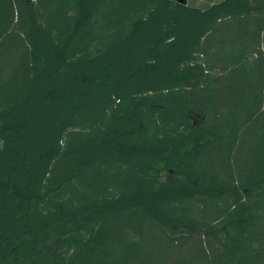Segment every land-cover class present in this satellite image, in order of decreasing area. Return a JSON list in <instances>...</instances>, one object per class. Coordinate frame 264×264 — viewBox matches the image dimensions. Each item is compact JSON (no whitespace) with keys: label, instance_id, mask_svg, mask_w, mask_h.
I'll return each instance as SVG.
<instances>
[{"label":"trees","instance_id":"obj_1","mask_svg":"<svg viewBox=\"0 0 264 264\" xmlns=\"http://www.w3.org/2000/svg\"><path fill=\"white\" fill-rule=\"evenodd\" d=\"M263 33L264 0H0V264H146L151 224L262 264ZM202 197L229 202L217 222Z\"/></svg>","mask_w":264,"mask_h":264},{"label":"rangeland","instance_id":"obj_2","mask_svg":"<svg viewBox=\"0 0 264 264\" xmlns=\"http://www.w3.org/2000/svg\"><path fill=\"white\" fill-rule=\"evenodd\" d=\"M220 1L222 0H189L188 3L191 6L204 8ZM220 45L222 47H226L227 43L224 42V40H221ZM260 46L264 53V33ZM256 59L257 51L253 52L250 58V61L252 63V71L250 74L253 86L258 90L260 89L261 84L258 77L259 68L256 64ZM221 76H223V72L222 74H218V77ZM224 86L225 82L220 79L218 82V86H216L220 102L219 111L226 116L228 105L224 97ZM262 89L264 93V86ZM251 127L252 126L250 125L245 126V129L242 133V138L237 144L234 157L232 159L233 174L238 179H240V177L244 173L248 153L250 151V147L252 146ZM216 161L221 172L222 179L227 181L231 177L232 173L229 170V166L222 160L220 155L216 156ZM228 203L229 202H225V200H219L215 203L203 197L198 198L195 204L196 206L194 208L195 217L200 223H206L212 220L217 222L218 219L223 217V215L227 211ZM261 224L263 225L262 232L264 237V207L262 209ZM146 233L147 243L145 244L144 248V258L146 264H211V257L220 259V262H222L223 260V248L221 245L223 237L221 235H219L217 238H204L199 234L180 232L177 236L172 238L166 229H160L152 224L148 225ZM261 245L264 246V241L263 243H261ZM261 253L262 264H264V251Z\"/></svg>","mask_w":264,"mask_h":264},{"label":"water","instance_id":"obj_3","mask_svg":"<svg viewBox=\"0 0 264 264\" xmlns=\"http://www.w3.org/2000/svg\"><path fill=\"white\" fill-rule=\"evenodd\" d=\"M176 2L187 4L188 0H174ZM190 118L193 120L194 124H200L206 117L205 113L198 108L190 109L188 112Z\"/></svg>","mask_w":264,"mask_h":264},{"label":"crops","instance_id":"obj_4","mask_svg":"<svg viewBox=\"0 0 264 264\" xmlns=\"http://www.w3.org/2000/svg\"><path fill=\"white\" fill-rule=\"evenodd\" d=\"M188 2H189V0H188Z\"/></svg>","mask_w":264,"mask_h":264}]
</instances>
